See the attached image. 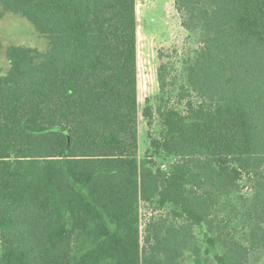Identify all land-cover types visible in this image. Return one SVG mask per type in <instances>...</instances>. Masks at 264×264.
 I'll return each instance as SVG.
<instances>
[{"label": "trees", "instance_id": "trees-1", "mask_svg": "<svg viewBox=\"0 0 264 264\" xmlns=\"http://www.w3.org/2000/svg\"><path fill=\"white\" fill-rule=\"evenodd\" d=\"M174 2L206 36L196 101L159 108L165 169L139 159L137 0H0V19L48 42L8 46L0 69V264H249L264 249V0ZM245 179L259 217L242 240L215 209ZM142 203L160 211L143 227Z\"/></svg>", "mask_w": 264, "mask_h": 264}, {"label": "rangeland", "instance_id": "rangeland-1", "mask_svg": "<svg viewBox=\"0 0 264 264\" xmlns=\"http://www.w3.org/2000/svg\"><path fill=\"white\" fill-rule=\"evenodd\" d=\"M138 27V100H139V159H149L165 169L177 160L166 157L164 153L153 155L151 140L162 138V125L159 108H174L182 113L187 110L189 100L196 101L195 92L189 87L191 65L205 44V34L200 29L189 30L182 25L181 14L174 0H137ZM0 40L3 50L0 53V69L6 77L9 60L6 48L10 45L25 46L45 51L46 38L41 36L35 26L26 18L6 13L0 19ZM164 90L161 89V81ZM13 85V83H8ZM147 104L153 108V116L146 119L143 109ZM254 182L243 180L235 185L232 194L220 199L215 216L225 230L232 229L242 240L254 228L259 213L254 205ZM156 208L142 203L140 209L142 227L151 215L158 214ZM206 226L197 230L198 243L206 248ZM216 251L223 253L218 244ZM187 258L190 256L188 252ZM210 261L214 262L211 255ZM249 264H264V249L253 253Z\"/></svg>", "mask_w": 264, "mask_h": 264}]
</instances>
